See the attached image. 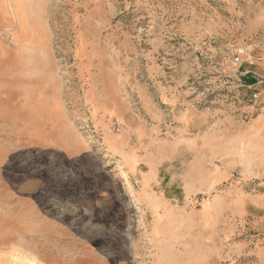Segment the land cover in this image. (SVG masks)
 I'll return each mask as SVG.
<instances>
[{"label":"rangeland","instance_id":"374dc122","mask_svg":"<svg viewBox=\"0 0 264 264\" xmlns=\"http://www.w3.org/2000/svg\"><path fill=\"white\" fill-rule=\"evenodd\" d=\"M0 264H264V0H0Z\"/></svg>","mask_w":264,"mask_h":264},{"label":"built area","instance_id":"2783aa9c","mask_svg":"<svg viewBox=\"0 0 264 264\" xmlns=\"http://www.w3.org/2000/svg\"><path fill=\"white\" fill-rule=\"evenodd\" d=\"M245 50L244 49H241V50H239L238 52H237V55H236V58H235V62L236 63H240L241 62V59H242V57L244 56V54H245Z\"/></svg>","mask_w":264,"mask_h":264},{"label":"crops","instance_id":"0c3cea01","mask_svg":"<svg viewBox=\"0 0 264 264\" xmlns=\"http://www.w3.org/2000/svg\"><path fill=\"white\" fill-rule=\"evenodd\" d=\"M12 13V15H13V22L11 23V24H9V25H20V23H19V20H18V18H17V16L15 15L14 16V14H17V13H15V11H13V12H11ZM14 13V14H13Z\"/></svg>","mask_w":264,"mask_h":264},{"label":"bare ground","instance_id":"6f19581e","mask_svg":"<svg viewBox=\"0 0 264 264\" xmlns=\"http://www.w3.org/2000/svg\"><path fill=\"white\" fill-rule=\"evenodd\" d=\"M120 112V111H119ZM116 113V112H115ZM116 116H119V115H116ZM120 116H122V115H120ZM126 119V118H125ZM123 179L124 180H126V181H128V177L126 176V175H123Z\"/></svg>","mask_w":264,"mask_h":264}]
</instances>
